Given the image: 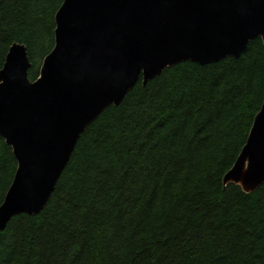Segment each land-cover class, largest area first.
<instances>
[{
    "label": "trees",
    "instance_id": "16d2710c",
    "mask_svg": "<svg viewBox=\"0 0 264 264\" xmlns=\"http://www.w3.org/2000/svg\"><path fill=\"white\" fill-rule=\"evenodd\" d=\"M63 0H0V70L25 47L34 81ZM264 96V50L179 63L80 135L43 209L0 233V264H264V184H222ZM16 163L0 138V204Z\"/></svg>",
    "mask_w": 264,
    "mask_h": 264
},
{
    "label": "water",
    "instance_id": "95a60500",
    "mask_svg": "<svg viewBox=\"0 0 264 264\" xmlns=\"http://www.w3.org/2000/svg\"><path fill=\"white\" fill-rule=\"evenodd\" d=\"M54 46L30 81L25 47L0 70V138L16 163L0 204V233L47 203L85 129L140 83L167 68L238 58L260 39L264 0H63ZM222 184L251 193L264 184V96Z\"/></svg>",
    "mask_w": 264,
    "mask_h": 264
}]
</instances>
